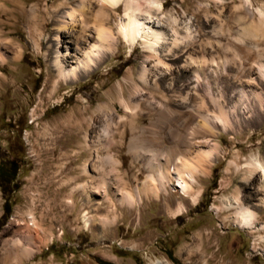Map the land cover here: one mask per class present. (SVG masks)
<instances>
[{
  "label": "rangeland",
  "instance_id": "374dc122",
  "mask_svg": "<svg viewBox=\"0 0 264 264\" xmlns=\"http://www.w3.org/2000/svg\"><path fill=\"white\" fill-rule=\"evenodd\" d=\"M63 1L0 0V264H12L2 261V257L7 247L16 246L20 240L17 233L8 230L22 219L30 225L35 220L42 239V251L24 264H264V205L255 211L254 230L238 224L233 210L223 209L238 189L251 196L253 202L264 199V195H256L258 182H244L247 160L252 155L264 157V116L247 126L248 119L232 114L234 132L241 125L249 128L239 135L221 129L218 137L211 139V146H220V154L213 158L210 175L197 173L191 189V194L198 193L197 202L192 196L181 195L176 176H172L169 193L160 189V198L142 194L143 199L137 198L134 208L122 201L123 192L117 184V179H124L132 190L142 188L149 175L140 154L130 149L132 125L120 121V117H127L120 103L121 86L127 99L140 105L134 110L136 132L141 127L145 135L173 146L184 125V120H157L149 105L150 101L163 100L161 95L157 100L146 93L138 99L135 96L138 88L145 87L163 92L173 103L174 94L183 89H166L173 76H162L164 68L156 67V60H146L150 52L144 44L148 33H142L133 45L119 34L127 3L138 5L146 28L160 34L157 52L175 68L184 55H175L179 49L173 46L175 38H183L186 52L195 48L198 53L191 50L194 56L204 54L198 47L208 40H223L225 44L227 34L236 37L241 33L240 25L235 23L239 14L236 7L244 5L250 13H257L264 0H123L115 10L105 9L109 17L104 23L116 38L114 53L101 51L97 67L89 75L79 81L60 80L62 85L57 90L55 57L48 56L49 49L61 42L71 53L77 50L72 30L62 31L60 39L56 34ZM71 2L81 7V0ZM103 4V0L88 4L89 27H94V14L103 12ZM212 26L218 33L222 30L220 36L212 33ZM76 29L77 34L83 32V27ZM189 32L191 36L186 38ZM88 34L95 36L90 42L96 43L95 28ZM89 43L84 44V50ZM217 51L206 54L218 59L209 71L210 82L206 80L200 87L202 92L208 84L216 92L228 83L218 79V74L225 71L227 59L231 62V54ZM144 69L148 70L147 82L140 79ZM131 76L138 86L132 84ZM257 92L258 96L243 98L238 108L247 110L256 103L260 110L264 95ZM107 130L110 136L106 139ZM98 134L103 135L99 158ZM196 143L202 150L209 149L204 147L203 139ZM235 161L243 169L236 170L232 164ZM87 182L101 187L97 194L92 193V206H87L89 200L83 188ZM180 203L184 210L176 213ZM110 210L117 218L111 214L112 219L107 221ZM85 215L95 222L86 226ZM21 244L25 245L23 241Z\"/></svg>",
  "mask_w": 264,
  "mask_h": 264
},
{
  "label": "bare ground",
  "instance_id": "6f19581e",
  "mask_svg": "<svg viewBox=\"0 0 264 264\" xmlns=\"http://www.w3.org/2000/svg\"><path fill=\"white\" fill-rule=\"evenodd\" d=\"M81 1V7L79 6V8H77L72 5L71 0H64L63 12H61L60 17L55 24L56 34H58L59 39L62 31L72 30V37L75 40L71 42L77 45L76 54L71 53L70 48L63 46L61 42L49 49L48 56L53 57L54 55L55 57L54 67L57 72V90L59 86L62 85L60 80L65 82L79 81L86 75H89L90 71L94 67H97V60L101 57V51L114 53L117 47L114 31L104 23L109 17L108 13H105V9L113 11L123 0H103L105 2L102 6L103 12L101 10L94 14L93 28H95L97 36L96 43L90 42L95 40V36L93 37L88 34V32L93 29L92 27H89L87 19V15L90 13V6H88V4H90V2L92 3V0ZM155 4L158 8L161 7V4L158 1H156ZM235 9L236 12L239 13L236 17L235 23L241 27V33L238 36L231 37L227 34L225 44L221 42L223 40L220 41L218 39L215 42H210L214 40H208V43H201L202 45L198 48H200V50L202 49L204 54L199 56H194L195 54L191 52V50H194L198 53V50H195V48L186 52L187 45H183V38H175L173 46L179 48L175 55L180 56V53L184 55H182L183 57L179 61L180 64L173 68V66L169 65L157 52V46L160 44V40H162L160 34L157 31L150 32L149 29L146 28V23L143 22V18L139 13L140 8L138 5L130 2L127 3L126 18L119 23V34L127 42L133 45L142 33H148L146 36L147 41L144 44L150 52L146 57V60H156V67L161 65L165 70L160 73L162 76H173L169 78L170 82L168 81V85L165 84L166 89L170 92H172L171 90L173 89V86H178L179 89H183V91L180 90L177 92L178 95H176V93L174 94L176 100L173 103L171 101L172 98H167L163 92H155L152 89H146L145 87H137L138 89L135 96H137L138 99L141 94L146 93L152 96L154 100H157L159 95H161L163 100H157L156 103H154L155 101H150L149 105L150 110H154V116L157 120H184L183 128L181 132L178 133V136L175 137L173 146H169L166 142L160 141L155 137L145 135L144 129L141 127H139L140 132H136L138 128L134 127L137 121L134 110L138 109L140 105L139 103L134 102V100H128L124 88L121 86L120 103L125 107L127 117H120V121L123 120L125 122H130L132 125V131L134 134L130 149L133 150V152H138L140 154L139 158L145 161L146 168L149 172L143 187L140 188L138 186L134 190L131 189L129 181L117 179V184H120V190L123 192L122 201L129 207L134 208L137 204V198L139 200L143 199L142 194L145 195V197L153 195L160 198V189L169 193L172 176H176L181 184V195L186 198L192 196L193 200L197 202L198 193L191 194L192 185L197 182V173L202 172L205 175H210V169L213 167L214 163L213 158L220 151V146L218 144L211 146V139L218 137L221 129L239 135L242 133L241 131H246V129L249 128L241 125V129L239 128V131L234 132L235 127L232 122V114L236 117L242 115L244 116L243 119H248L246 122L247 126L252 125L258 118L264 116V106L261 107L260 105L261 109L259 110L256 108V103H252V106H249L247 110L245 108L244 110L238 108L242 99L248 97L249 94L254 97L258 96L259 92L257 91L259 90L264 95V4H262L257 10V13H250L244 5L236 7ZM65 19H69L70 21ZM78 27H83V32H78L80 34L74 32L78 31V29H76ZM216 28L217 27L212 26L211 31L218 36L222 30L218 33V29L216 30ZM190 34V32L187 33V36L185 37L189 38L191 36ZM55 40H57V38ZM88 43L89 46L84 50V44L86 45ZM220 49L231 54L232 58L230 59L231 62L227 59L228 61L226 60V64H223L226 68L225 71L222 70L221 73L219 72L220 75L218 74V79H226L228 83L222 87L223 89L219 88L216 92L214 91L213 86L208 84V87L206 86L207 88L205 87V91L202 92L201 89L205 81H209L211 77L210 69L215 65L216 59H218L214 54L211 57H207L206 54L211 51H214L215 53ZM77 54L79 55L77 56ZM174 69H177V71H173ZM213 70L215 71V69ZM217 70L218 69L216 68V71ZM147 71V69H144L140 74V79L143 81L146 80V82ZM174 74L177 75L174 76ZM258 74L259 77L256 78V75ZM131 81L132 84L138 86V82L133 76H131ZM199 90H201V92ZM114 107L117 109V105H114ZM245 114L248 117H246ZM93 129L96 128L93 127ZM108 135L109 133L107 130L105 131L104 137L107 139ZM102 138L103 135L98 134L96 142L98 145L96 150L98 158L101 150L99 146L103 144ZM197 139H203L205 144L204 147L208 146L209 149L202 150V148H198L201 145L196 143ZM108 150L111 152L110 149ZM163 157L165 158V162L162 161L164 160ZM115 161L116 160L113 162ZM116 163H118V161H116ZM232 164L236 170L240 171L243 169L236 161ZM232 164L231 166H233ZM244 166V182L251 184V180H253V182H258L259 187L256 195H264V157H261L260 155H252ZM95 168L101 170L102 166L95 165ZM85 171L88 173L87 167L85 168ZM99 176L103 181L102 175L100 174ZM101 185H106V182H102ZM83 188L87 195V199L89 200L87 206H92V193L97 194L101 187H95L93 182H87L84 184ZM254 195L255 194H252V196ZM250 197L243 195L241 189H238L232 198L227 199L223 209L228 211L233 210L238 224L245 229L254 230L257 223L255 211L259 206L264 205V199H255L256 202H253L250 200ZM183 210L184 206L180 203L176 213H181ZM111 214H113L114 218H117L115 217L116 213L110 210L105 220L110 221L112 219ZM84 221L86 226H90L91 223L95 222L87 215L84 216ZM32 222V225H30V223L22 219L11 224L8 231L15 234L17 233V235L20 236V240L15 242L16 246L11 245L7 247L6 252L2 257V261H9L12 264H24L25 260H33L35 256L42 251V239L39 237L41 227L35 222V220ZM21 241H23L25 245H22ZM190 256L193 257V251L191 250L189 251V258L192 259ZM152 264L171 263L167 261L165 263L153 262Z\"/></svg>",
  "mask_w": 264,
  "mask_h": 264
}]
</instances>
